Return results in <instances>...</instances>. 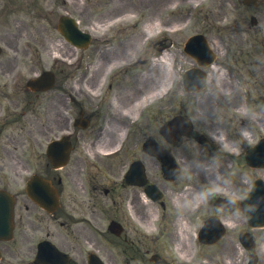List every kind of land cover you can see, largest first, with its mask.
Instances as JSON below:
<instances>
[{
	"label": "flooded vegetation",
	"instance_id": "1",
	"mask_svg": "<svg viewBox=\"0 0 264 264\" xmlns=\"http://www.w3.org/2000/svg\"><path fill=\"white\" fill-rule=\"evenodd\" d=\"M222 2L223 4L227 3L232 5L233 10L230 15L226 14L224 11L217 14L216 27L219 31L224 33L227 30L233 36H241L244 41L245 37L243 36V33L245 32V27L247 25L253 29V39L258 40L259 46L264 49V41L262 42L261 38L258 37V34H260L262 30L257 26H252L251 19H249L250 21L247 24L245 12L241 9H236L237 4L235 0H222ZM254 9H258L257 4L254 5ZM258 22V19L255 20L254 25H258ZM215 43L219 48L226 46V41H224L221 37H218ZM234 44H238V49L237 52L234 51L231 58L233 59L235 65H237V69L241 72V76L244 79L252 80L247 82L249 86H251V82L255 85L264 86V64L260 61L253 60L256 54L252 55L248 49L242 47L243 43L240 38L234 40ZM244 56L247 57V61L243 58ZM102 73L96 78L90 79L87 83H85L84 78H80L76 80L75 85L77 84L79 87L82 85H88L90 88L98 89L102 84ZM115 83L117 105L112 111H108L103 109V107L106 106L108 108L110 107V104L102 97V95L98 97L100 102L97 103H92L90 99H87L89 103L85 100H76V96H79L80 93H82V90H79V92L76 93L72 85L66 82V78L61 79L59 75L56 74L53 80L54 92L52 95V102L48 105H44L38 114L40 121L38 123L37 132H39L38 134L40 136L45 133V131H41L44 125V118L47 119L46 121L52 119L54 131L68 129L71 132V151L69 153V160L67 164L68 168L63 172V175L66 177L69 186L73 189H83L86 187V184L81 187L75 186V184L79 182L78 176H81V174H87L86 183L90 185L97 177L104 176L102 174V168L111 170L113 166H120L123 169L124 164L128 159L129 161L134 159H142L144 161L146 159L149 164H157V167L159 165L157 159L151 156L149 157V155L141 150L142 142L148 138H152L155 142L161 144L160 138L154 131L155 126H157L155 116H153L151 122L149 121V124H147V129L143 132L141 139L138 138L131 147L127 144L123 145L120 156L121 158L116 162V164L102 159L97 154V150L105 148L107 145H111L118 140L119 125L122 122L119 118L118 106L119 79H116ZM109 87H111V84H109ZM132 96L133 95H128L126 100H130ZM249 97L251 99L250 95ZM234 98L240 101L242 99V94L235 93ZM9 115L10 114L6 116ZM161 116H169V111L164 110ZM165 120V118H161L159 124L165 122ZM47 130L51 129L47 128L46 131ZM38 144L39 146H42L40 141ZM173 147L176 149L177 146ZM86 153L93 155L94 161H89L85 155ZM123 153L124 158H122ZM52 179L56 183L59 192H62L64 185L61 183L60 173L54 172ZM93 187L98 188V186ZM71 199H74V193L69 192L66 203L69 204ZM96 203L97 202L95 201V204ZM61 211L63 213H69L71 210L67 206H64L61 208ZM149 248L153 256L156 257V264H161L160 255L154 251L152 245H150Z\"/></svg>",
	"mask_w": 264,
	"mask_h": 264
},
{
	"label": "clouds",
	"instance_id": "2",
	"mask_svg": "<svg viewBox=\"0 0 264 264\" xmlns=\"http://www.w3.org/2000/svg\"><path fill=\"white\" fill-rule=\"evenodd\" d=\"M227 77L223 72H217L212 77L211 82L202 81L206 89V95L216 98L219 95L228 96L231 89L225 84ZM196 92L195 89L192 90ZM198 95V93H197ZM194 106L195 103L193 102ZM240 118L248 117L249 113L246 111H239ZM193 120H207V109L197 108L196 115L192 117ZM223 122V117H217ZM163 124L155 126L154 131L160 138L161 147L168 152L172 151V143L166 135ZM254 129L247 124H241L240 127L231 131L223 126H218L215 130H209L207 135L218 145L215 154L201 158L199 155V147L195 140L182 141L183 149L192 153V159L181 160L176 169L173 170L172 175L181 181L190 182L193 178L203 175L207 177L206 183H203L200 188L194 193L192 202L195 206H206L210 200L217 196H224L227 198V204L239 209H246L248 205L243 203L247 197L243 196V190L237 187L234 183V171H229L222 167L224 154H237L241 148L251 143L254 136ZM245 182L254 186L252 177L245 173ZM246 214V213H245Z\"/></svg>",
	"mask_w": 264,
	"mask_h": 264
},
{
	"label": "rangeland",
	"instance_id": "3",
	"mask_svg": "<svg viewBox=\"0 0 264 264\" xmlns=\"http://www.w3.org/2000/svg\"><path fill=\"white\" fill-rule=\"evenodd\" d=\"M128 1H130V0H128ZM129 7H131V5L129 4ZM129 7H126V5H125V7L123 8V10H125V9H128ZM122 10V11H123ZM80 11H81V14H82V17L84 18L85 17V15H86V11H85V9H84V7L83 8H81L80 7V10H79V13H80ZM119 11H120V7H119ZM176 68H179V64L177 63L176 64ZM174 73H175V75H174ZM177 77V72H175V71H173V77ZM225 169V168H224ZM237 173H239L238 171H237ZM202 176L203 175H200V178L202 179ZM204 180H206V177L205 176H203V181ZM238 187V186H237Z\"/></svg>",
	"mask_w": 264,
	"mask_h": 264
},
{
	"label": "bare ground",
	"instance_id": "4",
	"mask_svg": "<svg viewBox=\"0 0 264 264\" xmlns=\"http://www.w3.org/2000/svg\"><path fill=\"white\" fill-rule=\"evenodd\" d=\"M158 84H159V83H158ZM159 86H160V84H159ZM155 88H156V86H153V87L150 89V91H153Z\"/></svg>",
	"mask_w": 264,
	"mask_h": 264
}]
</instances>
